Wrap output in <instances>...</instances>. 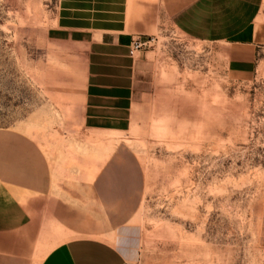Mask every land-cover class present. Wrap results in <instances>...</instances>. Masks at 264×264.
I'll return each mask as SVG.
<instances>
[{"label": "rangeland", "instance_id": "rangeland-1", "mask_svg": "<svg viewBox=\"0 0 264 264\" xmlns=\"http://www.w3.org/2000/svg\"><path fill=\"white\" fill-rule=\"evenodd\" d=\"M57 8L0 0V133L72 128L77 142L84 48L56 29ZM157 38L139 54L131 129L88 140L91 162L106 142L120 155L112 174L129 177L125 264H264V41L241 80L220 48Z\"/></svg>", "mask_w": 264, "mask_h": 264}, {"label": "crops", "instance_id": "crops-1", "mask_svg": "<svg viewBox=\"0 0 264 264\" xmlns=\"http://www.w3.org/2000/svg\"><path fill=\"white\" fill-rule=\"evenodd\" d=\"M263 6L264 0H58L56 29L84 48L77 142L72 128L0 133V264H125L119 230L133 205L129 177L112 174L120 155L107 156L106 142L91 162L88 140L131 129L143 55L130 57L129 44L164 33L211 44L227 57L228 76L248 80L264 41V25L256 24Z\"/></svg>", "mask_w": 264, "mask_h": 264}, {"label": "built area", "instance_id": "built-area-1", "mask_svg": "<svg viewBox=\"0 0 264 264\" xmlns=\"http://www.w3.org/2000/svg\"><path fill=\"white\" fill-rule=\"evenodd\" d=\"M157 40V36L138 37L133 39L128 47L129 56L135 57L139 52L152 48L157 43Z\"/></svg>", "mask_w": 264, "mask_h": 264}]
</instances>
